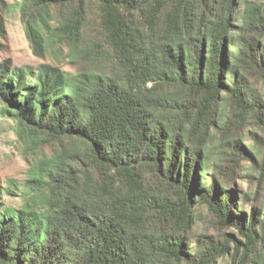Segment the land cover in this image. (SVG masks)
Here are the masks:
<instances>
[{
  "label": "trees",
  "instance_id": "trees-1",
  "mask_svg": "<svg viewBox=\"0 0 264 264\" xmlns=\"http://www.w3.org/2000/svg\"><path fill=\"white\" fill-rule=\"evenodd\" d=\"M20 17L36 55L58 41L79 67L0 63L36 153L20 205L0 186V264H264V4L22 0Z\"/></svg>",
  "mask_w": 264,
  "mask_h": 264
},
{
  "label": "rangeland",
  "instance_id": "rangeland-1",
  "mask_svg": "<svg viewBox=\"0 0 264 264\" xmlns=\"http://www.w3.org/2000/svg\"><path fill=\"white\" fill-rule=\"evenodd\" d=\"M258 1L264 4V0H245ZM22 0H0V15L2 19V32L0 33V63L9 62L12 66L29 65L38 67L41 63H52L62 69L75 73L78 71V64L69 55L68 47L56 41L51 48H47L43 56L34 53L30 41L28 40L24 23L20 17V7ZM243 11V5L236 3L233 9L234 16H240ZM97 14L93 8L89 13L88 23L91 27L95 24ZM54 23V22H52ZM264 43V37L261 39ZM259 87L264 88L261 82H255ZM18 120L6 113L4 105L0 101V186L10 185L12 188L8 194L4 193V203L12 206H18L21 203V189L26 185L28 177L29 162L36 153L35 147L29 146L18 135ZM252 143L249 137L245 139V145ZM33 146V145H32ZM36 151L38 149L36 148ZM39 153H37L38 155ZM34 156V157H33ZM255 171L250 163L242 161V167H239L234 185L240 187L243 191L253 193L257 178ZM253 195V194H252ZM252 197V196H251ZM201 216L198 222L206 228L207 220L210 216L205 208H200ZM209 232H216L215 227L210 228ZM230 256L224 257L217 264H230Z\"/></svg>",
  "mask_w": 264,
  "mask_h": 264
}]
</instances>
